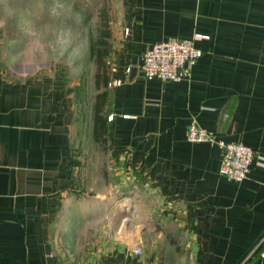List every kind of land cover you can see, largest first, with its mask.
<instances>
[{"label":"crops","instance_id":"crops-1","mask_svg":"<svg viewBox=\"0 0 264 264\" xmlns=\"http://www.w3.org/2000/svg\"><path fill=\"white\" fill-rule=\"evenodd\" d=\"M101 6L111 32L106 152L92 140L139 180L145 216L123 219L126 227L101 244L78 235L69 246L88 210L73 91L63 74H34L0 57V264H264V0ZM75 8L84 22L100 21L101 8L89 18V6ZM170 38L193 39L203 51L191 78H143L141 54ZM194 120L253 148L243 180L221 174L216 141L187 139Z\"/></svg>","mask_w":264,"mask_h":264},{"label":"rangeland","instance_id":"rangeland-1","mask_svg":"<svg viewBox=\"0 0 264 264\" xmlns=\"http://www.w3.org/2000/svg\"><path fill=\"white\" fill-rule=\"evenodd\" d=\"M102 1L106 3V0H0V27L6 32L0 40V57L18 61L21 64L18 69L34 74H63L73 91L76 105L73 149L82 171L80 186L88 210L81 213V228L78 226L77 231L68 234L70 247L75 246L78 235L91 240L89 245L101 244L109 230L126 227L123 219L137 220L146 213L140 206L139 180L126 178L92 140L95 66L89 57V30L94 28L93 15L102 8ZM75 6H89L92 19L84 22ZM10 30L17 33L16 40H10Z\"/></svg>","mask_w":264,"mask_h":264},{"label":"built area","instance_id":"built-area-1","mask_svg":"<svg viewBox=\"0 0 264 264\" xmlns=\"http://www.w3.org/2000/svg\"><path fill=\"white\" fill-rule=\"evenodd\" d=\"M197 37L206 35L197 34ZM203 54L193 39L170 38L154 43L140 56V68L143 78L162 81L190 79L192 66ZM112 119L113 115H109ZM187 139L189 141H216L221 149L220 172L237 181L243 180L249 172L255 151L252 147L237 141L218 137L215 131L204 128L196 120L190 123ZM141 253L140 248L134 249ZM264 257V250L260 253Z\"/></svg>","mask_w":264,"mask_h":264},{"label":"trees","instance_id":"trees-1","mask_svg":"<svg viewBox=\"0 0 264 264\" xmlns=\"http://www.w3.org/2000/svg\"><path fill=\"white\" fill-rule=\"evenodd\" d=\"M100 21L94 28L89 30V57L94 63L93 87L95 94L91 105V116L93 120V139L98 147L106 152L108 116L107 105L109 95V82L111 66L107 63L106 57L109 54L111 32L107 23V11L100 9ZM84 14L89 18L90 11L85 8Z\"/></svg>","mask_w":264,"mask_h":264}]
</instances>
